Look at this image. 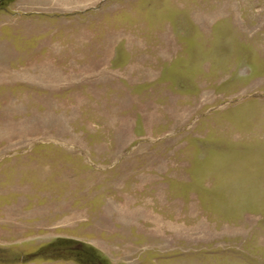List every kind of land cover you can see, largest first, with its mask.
Segmentation results:
<instances>
[{
  "label": "rangeland",
  "instance_id": "rangeland-1",
  "mask_svg": "<svg viewBox=\"0 0 264 264\" xmlns=\"http://www.w3.org/2000/svg\"><path fill=\"white\" fill-rule=\"evenodd\" d=\"M0 264H264V0H0Z\"/></svg>",
  "mask_w": 264,
  "mask_h": 264
}]
</instances>
